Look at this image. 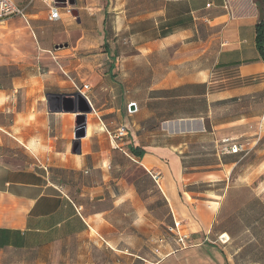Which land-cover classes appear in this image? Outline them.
Listing matches in <instances>:
<instances>
[{
    "label": "crops",
    "instance_id": "obj_1",
    "mask_svg": "<svg viewBox=\"0 0 264 264\" xmlns=\"http://www.w3.org/2000/svg\"><path fill=\"white\" fill-rule=\"evenodd\" d=\"M84 2L73 8L84 11L78 17H85L87 25L81 21L79 28L52 31L68 34L70 40L63 45L48 46L43 40L46 30L32 33L38 50L32 60L10 63L11 57L3 55L7 45L1 43L5 29L0 28V264L228 263L222 254L204 248L211 244L212 216L220 204L194 200L189 192L185 194L192 202L182 201L179 186L186 177L172 144L130 145L144 153L128 157L150 176L171 219L182 222L181 230L189 236L184 248L174 241L173 248L158 243L163 238L154 225L148 229L149 215L131 190L117 195L110 189L105 116L114 113L116 121L121 113L117 106L98 103L95 90L81 91L92 110L78 146L77 114L50 113L47 100L79 92L71 77L84 64L117 59L108 46L111 17V28L126 37L132 54L128 58L147 60L151 68L153 58L164 59L163 71L149 81V89L168 95L175 91L174 98L188 99L194 109L203 101L209 121L211 106L231 105L233 117L211 125L212 136L250 139L256 149L264 137V63L255 44L254 27L260 19L255 0ZM62 15L60 10V20ZM7 70L14 72L9 76ZM205 118L201 112L183 115L180 123L187 128L181 131L206 132ZM256 153L253 164L264 166V150Z\"/></svg>",
    "mask_w": 264,
    "mask_h": 264
},
{
    "label": "rangeland",
    "instance_id": "obj_2",
    "mask_svg": "<svg viewBox=\"0 0 264 264\" xmlns=\"http://www.w3.org/2000/svg\"><path fill=\"white\" fill-rule=\"evenodd\" d=\"M14 1L22 8L25 18L14 17L0 24V28L5 29L1 43L7 45L3 55L11 57L10 63L33 59L34 53L38 51L33 32L46 30L43 40L48 46L53 47L63 45L70 39L65 31L58 32L62 35L60 38H56L55 35L58 34L52 31L64 27L79 28L81 21L86 25L89 23L85 17L82 20L75 18L72 12L70 15L65 14L63 9L62 19L54 23L47 18L51 2ZM84 3V0H81L79 6L82 7ZM56 5L63 7L60 1H57ZM111 21V17L108 18V46L117 54V59L86 63L82 68L74 70L75 75L71 77L78 91H83L82 87L88 86V90L84 91L86 94L95 90L99 96L98 103L103 105L114 103L121 112L116 121L114 113H107L105 116L107 123L104 133L111 147L108 155L110 167L107 171L110 189L117 195L125 190H131L137 204L143 206L144 213L149 215L148 229L152 231L154 225L157 235L163 238V242L172 248L175 247L172 237L167 233V227L173 224L168 204L163 200L150 176L128 157L130 145L172 144V152L180 159L182 172L186 177L185 185L179 186L182 201L192 202L185 194L189 192L194 200L220 204L217 215L212 216L214 221L209 233L211 244H205L204 248L222 254L228 261L226 264H264V170L261 169L264 166L253 164L258 156L256 152L264 150V137L256 149L250 139L240 137L216 139L211 134V125L230 120L235 111L234 107L229 104L211 106L209 121L205 118L206 106L203 101L195 105L194 109L193 103L188 99L174 98L175 91L169 92L168 95L156 88L149 89V81H156L158 71L160 69L163 71L164 59L153 58L151 68L146 63L147 60L128 58L132 54L127 48L126 37L116 34L117 32L111 28ZM79 37L71 38L72 43ZM87 48L96 49V46L89 45ZM100 50L99 52H104V48L101 47ZM87 56L89 55L87 54L86 58ZM159 63L162 65L161 68ZM11 66L13 70H17L14 65ZM13 70L4 73L11 76ZM6 75H2V78ZM131 103L136 106L135 112L128 111ZM199 112L205 118L202 123L204 122L206 132L202 130L198 134L184 135L183 130L169 131L166 128L167 124L180 123L183 115L198 116ZM225 138L242 142L246 151L234 155L221 154V141ZM223 235H227L228 238L222 239ZM223 240H226V243L221 242ZM147 244L151 248L154 242L150 241Z\"/></svg>",
    "mask_w": 264,
    "mask_h": 264
},
{
    "label": "built area",
    "instance_id": "obj_3",
    "mask_svg": "<svg viewBox=\"0 0 264 264\" xmlns=\"http://www.w3.org/2000/svg\"><path fill=\"white\" fill-rule=\"evenodd\" d=\"M43 1H48L52 3L51 6L49 7V15H48L49 21L51 22H57L58 20H60L61 9H63L64 13L67 15H70V12L72 11V7L69 5V2H67V0H57L63 4L62 8L56 5V0H43ZM74 2L76 5L79 4L81 0H74ZM11 17L24 18L23 10L17 8L15 3H13V0H0V24L5 22L6 20H9ZM82 90L83 91L88 90V86H83ZM79 92L81 93V91ZM82 95L84 96V94ZM84 97L86 98V96ZM220 148H221V154H225V155H234L246 151L245 145L242 142L238 140H230L228 138L222 139ZM156 178L157 176L154 177V180ZM181 229H182V222L175 220L173 221V224L171 226L167 227V233L169 236L172 237L173 241L177 244V246H179V248H184L185 242L188 240L189 236L184 234ZM219 240H221V238ZM162 242L163 239L158 240V243H162ZM154 252L156 255L160 254V252L157 249H154Z\"/></svg>",
    "mask_w": 264,
    "mask_h": 264
},
{
    "label": "water",
    "instance_id": "obj_4",
    "mask_svg": "<svg viewBox=\"0 0 264 264\" xmlns=\"http://www.w3.org/2000/svg\"><path fill=\"white\" fill-rule=\"evenodd\" d=\"M67 2H69V5L72 8L75 5L74 0H67ZM71 12H72L71 14L75 16V18L77 19L79 18L78 11L76 9L73 8ZM47 101H48V112L50 113H57L63 110L65 112L77 114V118L74 126L75 128L74 141L77 142L78 144V140L85 136L86 115L90 114L92 110L88 100L80 92H75V94H70V95H60V94L51 95ZM128 111L135 112V106L133 104L129 105ZM76 153L77 154L79 153V147Z\"/></svg>",
    "mask_w": 264,
    "mask_h": 264
},
{
    "label": "trees",
    "instance_id": "obj_5",
    "mask_svg": "<svg viewBox=\"0 0 264 264\" xmlns=\"http://www.w3.org/2000/svg\"><path fill=\"white\" fill-rule=\"evenodd\" d=\"M260 19L256 23L255 29V44L259 59L264 63V0H255ZM128 153L133 157L140 158L144 151L141 148L128 147Z\"/></svg>",
    "mask_w": 264,
    "mask_h": 264
},
{
    "label": "bare ground",
    "instance_id": "obj_6",
    "mask_svg": "<svg viewBox=\"0 0 264 264\" xmlns=\"http://www.w3.org/2000/svg\"><path fill=\"white\" fill-rule=\"evenodd\" d=\"M189 123H191V121ZM186 126L183 123H174V124L170 123V124H167L166 125V128L169 129V131L170 130H178V131H181V130H184V127H186ZM221 238L224 239V238H228V237H227V235H223ZM223 243H226V240H223Z\"/></svg>",
    "mask_w": 264,
    "mask_h": 264
}]
</instances>
